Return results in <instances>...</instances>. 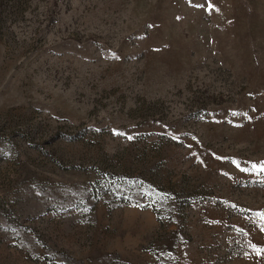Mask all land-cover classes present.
<instances>
[{"label": "rangeland", "instance_id": "1", "mask_svg": "<svg viewBox=\"0 0 264 264\" xmlns=\"http://www.w3.org/2000/svg\"><path fill=\"white\" fill-rule=\"evenodd\" d=\"M262 168L264 0H0V264H264Z\"/></svg>", "mask_w": 264, "mask_h": 264}, {"label": "trees", "instance_id": "2", "mask_svg": "<svg viewBox=\"0 0 264 264\" xmlns=\"http://www.w3.org/2000/svg\"><path fill=\"white\" fill-rule=\"evenodd\" d=\"M64 141L73 142L72 138L69 135H61ZM149 143L147 144V146ZM153 147L150 151L155 153H161L164 151L166 145L163 144V141L155 142L152 144ZM146 146L143 150V156H146L148 153V147ZM113 158H117L116 155ZM109 160V159H108ZM110 164L104 169H97L94 172V179L87 186L86 193L92 195L95 198V204L93 209L97 207L102 202L107 203L109 206V211L112 212L122 207L136 206L141 209L152 208V210L159 216L161 220L162 205L159 200H155L157 193L151 187L149 181V173L147 172L144 176L140 178H133V175L129 174L128 169L125 167H113ZM139 186H137V185ZM183 191V189H181ZM152 192V193H148ZM184 192V191H183ZM151 199L147 206L143 205L142 201H134L135 197ZM154 200V203H153Z\"/></svg>", "mask_w": 264, "mask_h": 264}, {"label": "snow or ice", "instance_id": "3", "mask_svg": "<svg viewBox=\"0 0 264 264\" xmlns=\"http://www.w3.org/2000/svg\"><path fill=\"white\" fill-rule=\"evenodd\" d=\"M209 7L211 8V5H209ZM256 166L253 165V168H255ZM261 171H264V168L261 169Z\"/></svg>", "mask_w": 264, "mask_h": 264}]
</instances>
